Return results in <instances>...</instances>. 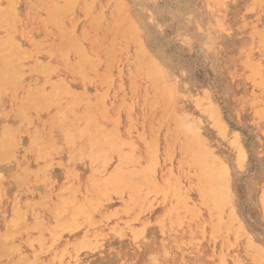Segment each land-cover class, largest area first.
I'll return each mask as SVG.
<instances>
[{"label":"rangeland","instance_id":"1","mask_svg":"<svg viewBox=\"0 0 264 264\" xmlns=\"http://www.w3.org/2000/svg\"><path fill=\"white\" fill-rule=\"evenodd\" d=\"M0 264H264V0H0Z\"/></svg>","mask_w":264,"mask_h":264},{"label":"bare ground","instance_id":"2","mask_svg":"<svg viewBox=\"0 0 264 264\" xmlns=\"http://www.w3.org/2000/svg\"><path fill=\"white\" fill-rule=\"evenodd\" d=\"M69 2H70V0H69ZM67 3H68V1H67ZM67 3L65 2V4H67ZM68 5H69V4H68ZM64 6H66V5H64ZM66 8H69V7L66 6ZM29 162H30V161H29ZM53 170H54V169H53ZM205 181H206L207 183L210 184L211 182H209V181H212V180H211V177H210V176H209L208 178L205 177ZM14 201H15V200H14ZM66 235H67V234H66ZM112 243H113V242H112ZM114 245H115V244H114ZM131 245H132V244H131ZM127 247H128V246H127ZM122 258H123V257H122Z\"/></svg>","mask_w":264,"mask_h":264}]
</instances>
